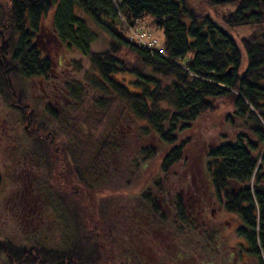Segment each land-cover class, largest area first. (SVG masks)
<instances>
[{"label":"trees","instance_id":"16d2710c","mask_svg":"<svg viewBox=\"0 0 264 264\" xmlns=\"http://www.w3.org/2000/svg\"><path fill=\"white\" fill-rule=\"evenodd\" d=\"M3 2L0 97L20 111L27 122L25 130L36 131L37 146L43 151L40 159L48 156L45 165L47 160L56 165L62 157L66 165L59 183L65 190L57 199L66 202L74 196L81 240H88L83 225L87 222L100 244L98 250L85 252L78 239L75 246L58 241L56 249H42L37 243L39 248L24 251L8 242L0 244V257L9 264H111L113 226L121 224L107 215L109 223L104 208L94 206L98 195L99 201H105L109 195L120 196L127 186L132 188L160 151L164 153L161 174L166 179L179 176L173 172L184 159L182 135L185 138L186 132L194 130L217 101L227 99L233 109L225 113L226 120L231 128L235 124L237 133L235 137L224 134L209 148L203 164L210 187L192 189L206 194L202 197L206 205L217 198L226 212L238 217L236 235L246 247L241 244L236 250L225 244L222 249L214 226L199 222L200 213L191 211L182 190L166 197L159 178L151 188L138 185L132 197L125 194L135 203L123 209L128 212L125 220L138 226V242L151 234L165 240V232L177 238L172 245L180 251L172 254L169 251L178 247L165 248L174 263L185 264L195 256V264H230L229 254L241 251L256 264H264V149L259 151L264 145V0H205L209 9L234 7L220 22L212 14L199 13L189 0ZM146 20H151V26ZM49 21V39L62 45L65 55L78 56L71 64L64 60L61 70L55 68L46 48L39 46ZM143 23L163 31L162 51L129 39L131 31L140 33ZM239 27H255V31L242 40L235 35ZM102 38L106 46L95 49ZM21 85H27L26 95L21 94ZM42 108L47 109V124L35 114ZM26 147L20 148V159H28ZM22 163L30 166L27 160ZM114 184L121 187L115 194L107 189ZM1 188L0 180V193ZM47 191L42 199L52 201V195L45 197ZM17 207L21 209L18 203ZM37 211L30 219L25 214L34 226L39 223ZM170 212L174 216L167 218ZM96 213L100 217L93 221L91 215ZM49 234L45 231L44 236L54 239Z\"/></svg>","mask_w":264,"mask_h":264},{"label":"rangeland","instance_id":"374dc122","mask_svg":"<svg viewBox=\"0 0 264 264\" xmlns=\"http://www.w3.org/2000/svg\"><path fill=\"white\" fill-rule=\"evenodd\" d=\"M3 3V0H0V5ZM189 5L201 14H212L214 19L219 20V22L222 17H227L229 13L234 10L233 6L209 9L205 0H189ZM50 23L51 22L49 21L48 27L44 28V33L42 35V39L40 38L39 46L46 48L48 55L51 57L52 62L55 65V68L57 70H61L64 69L63 67H60L61 63H64V60H68V63L71 64L73 58L78 56L68 54L65 55L63 46L57 41H54L52 38L49 39L48 35L51 28ZM145 23L150 25L151 20H146ZM143 25L140 28L139 35H142L143 33H145V35L139 38L138 44L146 43L151 49H159L162 51L165 43L163 31L155 29L154 27H147L144 23ZM254 31L255 27H239L235 29V35L237 38L243 40L252 35ZM133 33L134 30L128 34L130 40H132L131 34ZM106 41V39L102 38L95 45V49L104 48L106 46V44H104ZM10 59L11 57L8 59L5 58L6 62L10 61ZM127 78L131 79L130 77ZM22 85L19 90L22 95H26L23 89L28 87L25 85L23 88ZM27 91L28 90H26V92ZM214 108V110L203 114L197 122L195 129H191L188 133H185V138L182 135V141H186L184 159L179 168L173 172H177L179 176L173 177L170 175L169 179H166V177L161 174L163 172L160 163L163 161L164 153L160 151L150 162V167L145 172L138 174L132 188L128 189L129 187L127 186L123 190L124 192L121 191L120 196L109 195V198L105 199V201H99L100 194L98 195V201L94 202V206H101L104 208L102 210L103 215L109 223L111 222L106 217L107 215L112 216V221L120 220L119 223L121 224L113 226L115 231H113L114 236H112V240H110V242L113 241V250L110 249L112 253L111 258H113L111 264L179 263L172 262L165 250V248L174 249L178 247V250L169 252L175 254L180 251L181 248L179 249L177 244L172 245V242L176 241L177 238L172 239L170 233L165 232V240L163 239L164 236L157 239L153 236V234H151L143 239L142 242H138V226L133 227L132 222L127 223L125 220L128 216V212L125 214V210L123 209L127 206L135 205L133 200L127 195L132 197V194L136 192L135 188L138 185L143 186V183L145 186H150L151 188L152 185H154V180H156L155 178H159L158 181L160 182V185L164 186L163 191L166 197H169L170 193L174 195L182 190L184 197L188 198L187 202L189 208H193L191 211L194 214L200 213L198 218L199 222L209 228L214 226V228L219 232V243L222 249H226L225 244L236 250L241 247V244L246 247L244 240L238 238L236 235V231L240 226L238 217L226 212L223 204H221L217 198L213 204L206 205L202 198H206V194L202 193L201 195L195 193L199 190H205L207 187H210V181L207 177L208 171L203 164V160L207 156L209 148L212 145L219 143L221 138L226 136L224 134L235 137V132L237 133L234 127L235 124H233V127L231 128L230 123L226 120L225 113L227 111L231 112L233 109L229 100L226 99L217 101ZM46 111L47 109L42 108V110L36 112L35 114L37 118L41 116L42 121H45L47 124L49 118ZM26 124L27 122H24L22 119L20 111L13 107L7 98L0 97V180L2 183L0 193V244L14 242L17 245L16 247L23 248L24 251H27L32 250V248H36V246L38 247V244L41 245L42 249L55 248V246L58 245V241L62 243V246H65L66 244L71 245L72 243L74 245V241L80 239V249H83L84 251L98 250L100 237L94 236L92 228H89L87 222L83 225L86 232L89 231L86 234V238L88 240L84 242V239L81 240L80 238L78 231V220H80V217L77 212V201L74 196L72 195L70 198L68 197L66 202L65 200L59 202L57 199L59 198V193H62V191L65 190L59 183L60 175L63 171L62 168L66 165L62 163V157L56 165H54L51 160H47L48 164L45 165L44 159L48 156H43L40 159L39 154L40 152L43 153V151H41L37 146L40 144L37 139V133L36 131L25 130V127L27 129ZM22 146H27L25 153H27L26 155L28 159H20L23 155V151L19 152ZM263 149L264 145L259 151H263ZM49 156H52V154ZM256 156H259V152L256 153ZM22 160H27V164L31 167L24 165ZM70 165L72 168L74 167L71 162ZM119 188L121 187L115 184L107 187V189L110 190L109 192L114 194L116 190H119ZM192 188L196 189L195 192ZM46 190L48 191L45 197L52 195V201H43V193H46ZM64 195L67 196L68 193H64ZM211 198V195H209L210 200ZM168 199L169 198H167V200ZM189 199L193 203H191ZM82 201L83 202L79 203L86 209L87 202L84 200ZM17 203L21 209L17 207ZM41 204H44V206L37 211ZM168 205L170 204L168 203ZM168 205L166 206L167 208ZM53 206H56L55 213L51 211L54 209ZM35 211H37L36 217L39 220V223L34 226V222L32 223L30 220L28 221L26 218L28 217V219H30V215ZM25 214L27 217H25ZM170 215L174 216L170 212L167 214V218H169ZM97 217H100L98 213L91 215V219H93V221H96ZM36 226H39L41 231H38ZM131 228H133L134 231H131ZM166 228L171 230L168 227ZM45 231L50 233L49 235L53 236L54 239L45 237ZM173 231H175L174 228L172 232ZM89 234L92 236H89ZM40 237L45 244H42ZM33 239L37 242L33 241ZM187 250L191 251L190 249ZM106 256L107 254L102 258H106ZM229 257L232 259L230 260V264H256L254 262V258L244 254L242 256L241 251L235 253V256L233 254H229ZM99 258H101V256H99ZM193 258L194 259L189 260L188 257L189 261L185 264H195L196 257L193 256ZM224 263L228 264L227 262ZM0 264L9 263L0 257ZM214 264L217 263L214 262Z\"/></svg>","mask_w":264,"mask_h":264},{"label":"built area","instance_id":"2783aa9c","mask_svg":"<svg viewBox=\"0 0 264 264\" xmlns=\"http://www.w3.org/2000/svg\"><path fill=\"white\" fill-rule=\"evenodd\" d=\"M131 35H132V40H133L134 42H136L137 44H138L139 38H140L141 36H143V35H139L137 31H134V33L131 34ZM139 44H140V45H143V46L146 47V48L151 49L150 46L147 45L146 43H139ZM148 44H149V43H148Z\"/></svg>","mask_w":264,"mask_h":264},{"label":"flooded vegetation","instance_id":"af4514ba","mask_svg":"<svg viewBox=\"0 0 264 264\" xmlns=\"http://www.w3.org/2000/svg\"><path fill=\"white\" fill-rule=\"evenodd\" d=\"M27 128H28V126H27Z\"/></svg>","mask_w":264,"mask_h":264}]
</instances>
